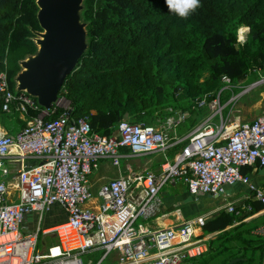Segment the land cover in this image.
Segmentation results:
<instances>
[{"label":"built area","instance_id":"2783aa9c","mask_svg":"<svg viewBox=\"0 0 264 264\" xmlns=\"http://www.w3.org/2000/svg\"><path fill=\"white\" fill-rule=\"evenodd\" d=\"M227 88L217 93V101ZM0 97L2 111L16 112L25 122L13 135L0 131V264H84L81 256L92 251L102 252L95 264L113 253V264H181L201 243L194 221L154 231L138 223L146 219L158 194L176 182L190 196L223 200L231 198L227 187L244 188V196L221 208L230 214L250 212L245 204L250 197L264 205V187L242 173L244 168L264 167V110L252 122L220 124L215 130L201 126L180 138L169 135L174 127L170 118L164 129L124 120L113 135L101 136L92 133L86 119L75 120L68 113L49 122L43 111L31 117L30 112L39 109L36 101L12 91L5 71H0ZM206 103L200 101L198 108ZM221 115L220 109L215 116ZM184 142L181 153L157 173L129 172L92 192L89 177L101 161L119 167L121 160L164 155ZM11 164L19 167L7 179ZM54 205L63 209L66 220L44 228V216ZM31 214L36 227L24 234L21 228ZM49 235L55 238L50 245L44 242ZM252 235L262 242L264 264V224Z\"/></svg>","mask_w":264,"mask_h":264},{"label":"trees","instance_id":"16d2710c","mask_svg":"<svg viewBox=\"0 0 264 264\" xmlns=\"http://www.w3.org/2000/svg\"><path fill=\"white\" fill-rule=\"evenodd\" d=\"M199 2L195 12L180 19L165 0H84L80 18L87 49L59 91L68 106L54 105L44 121L68 113L75 120L86 119L92 133L111 136L119 122L128 119L151 127L162 123L164 129L172 117L170 109L188 116L169 135L188 134L200 115L198 103L213 101L222 79L236 83L264 69V0ZM37 12L35 0H0V71L6 72L12 91L19 62L37 50ZM239 28H248L242 44L236 42ZM41 112L36 109L30 116ZM0 125L8 133L25 126L18 113L2 111L1 97ZM184 145L171 148L168 159L174 160ZM251 170L244 168L242 173ZM245 204L250 212L221 210L207 222L206 235L218 234L209 238L205 252L182 263L260 264L262 242L252 231L264 224V212L251 217L264 205L251 197ZM45 239L55 243L51 235Z\"/></svg>","mask_w":264,"mask_h":264},{"label":"water","instance_id":"95a60500","mask_svg":"<svg viewBox=\"0 0 264 264\" xmlns=\"http://www.w3.org/2000/svg\"><path fill=\"white\" fill-rule=\"evenodd\" d=\"M83 1L35 0L41 29L33 32L39 36L33 38L37 50L19 62L14 89L34 99L43 112L57 105L65 79L87 49L85 24L80 18Z\"/></svg>","mask_w":264,"mask_h":264},{"label":"rangeland","instance_id":"374dc122","mask_svg":"<svg viewBox=\"0 0 264 264\" xmlns=\"http://www.w3.org/2000/svg\"><path fill=\"white\" fill-rule=\"evenodd\" d=\"M239 29L237 30L236 42L238 44H242L246 40L248 28L245 29L244 32L241 34L242 39L240 37ZM38 38L39 36L35 35V39H38ZM253 83H257V84L255 86H251ZM226 86L230 88H227L228 89L227 91L222 92V94L220 95L219 101H217L216 100L217 93ZM213 95H214V101H216V104L214 103V101H211L209 103H206V105L203 108H199L200 115L196 118V124L193 129L199 128L201 126L203 127L212 126L213 130H215V128L218 127L220 124L230 125L233 123L239 124V123H245V122L246 123L252 122L259 115V114L257 115L256 113H260V112L262 113V111L264 110V69H257L252 74H250L249 76L245 77L244 79L236 83H230L226 81L225 79H222L219 85V88L215 91V93H213ZM59 98L60 100L57 103V106L67 107L68 106L67 101L62 97H59ZM231 98L233 99L231 100ZM220 109L222 110V115L215 116V114L219 112ZM168 111L172 112L171 113L172 117H170V120H171L170 122L171 124L173 122L174 126L178 123H181L188 116L187 112L182 113L180 112V110L170 111L169 109ZM127 121H129V119ZM160 125H162V123H159V124L156 123L152 127H155L157 129H162L160 128L161 127ZM173 128L174 127H172V129ZM17 132H18L17 129H13L9 133L15 134ZM136 159L142 161L141 165H146L145 168L147 169H144L146 173H157L161 165L165 162L163 157L159 154L136 157ZM123 162L124 160L120 161V166L123 165ZM117 171H118L117 167H113L109 163H106L97 170V173L96 175H94V177L96 176L95 179H98L100 177H104L105 179H108V178L111 179L116 176ZM261 173L264 175V169L261 170ZM91 178H92L91 179L92 185L94 184L97 186L98 183H95V181H93V176ZM261 181L264 182V179H262ZM100 182H103V181H100ZM166 188H168V186L165 187L160 192L159 196L161 195L163 191L166 190ZM228 188L230 187H227L226 190H230ZM174 189L179 194H184L185 196L188 195L186 187L182 186V184L177 185ZM193 197L195 198V196H190V195L186 197L187 199L186 201L191 202L189 207H187L189 208V210L190 209L192 210V207L194 210V204H193L194 201L192 200ZM196 200L197 202H195V206L199 207L200 209L201 208L205 209V207L209 206V204H212L213 208H218L220 206L222 207L227 202H234L232 199L229 200L228 198L227 200H223L222 197H220L217 200H209L208 202L209 204L207 202L204 203V201L202 202V197H198V199ZM221 210L222 209L220 208L219 210L216 211L215 214H219ZM56 216L57 214L55 213L54 209L51 207L44 216L45 221H44L43 227L45 228V227L50 226L51 223L49 222V220H53ZM199 219L203 221V224L205 223L204 224L205 226L207 219L204 218V216H201V217L196 218L195 220H189V221H194V228L195 230H197V233H198L197 239L199 237L200 238L206 237V239L204 241L201 240V243L199 245L194 246L190 249L191 257L198 255V253L205 252L206 250L204 248H200V246L202 244H206V249H207V241L210 238L208 236L213 235V234L206 235L207 232L203 230L204 226L198 224L197 222ZM140 220H138V223H141ZM45 241L46 243H48V245L52 244V242H47L46 239ZM205 241L206 243H204ZM197 249H200V251H196L195 254L194 253L192 254V252H194V250H197ZM101 255H102L101 251H97V252L93 251L91 253L84 254V256H81V259L84 264H88V262H92L93 264H95L100 259ZM116 260H117V256L112 254V256H110L103 264H110ZM181 264H184V263H181Z\"/></svg>","mask_w":264,"mask_h":264},{"label":"crops","instance_id":"0c3cea01","mask_svg":"<svg viewBox=\"0 0 264 264\" xmlns=\"http://www.w3.org/2000/svg\"><path fill=\"white\" fill-rule=\"evenodd\" d=\"M62 108H66V107H62ZM260 113H256V114L258 115ZM0 131L8 133L4 129V127H2L1 125H0ZM8 134H11V133H8ZM11 135H13V134H11ZM159 155H161L165 161H169V162L173 161V160L170 161L171 159H168L169 157L166 156L167 153L164 155L163 154H159ZM141 162H142L141 160H138L136 158L124 160L123 165L119 166L120 168L117 167L118 171H117L116 176L114 178H117L121 175H126L129 172L144 171V169H147V168H145L146 165H141ZM106 163H109L111 165V163L109 161H106V160L101 161L99 163L98 167L96 168V170H94L93 173L91 174V176L89 177V184L91 186V190L93 193H96L99 186H101L102 184H104L105 182H107L111 179H114V178L105 179L104 177H100L98 179H95L96 176L94 177V175H96L97 170ZM27 165H31V162H28ZM18 167H19L18 164H11L9 166L11 174H10V177H8L7 179H11V177L15 175V172L18 169ZM263 169H264V167L263 168H257L255 170H251L248 173V174H250L252 183L258 187H264V182L261 181L262 179H264V175L261 173V170H263ZM92 176H93V181H95V183H98L97 186L94 184L92 185V183H91V179H92L91 177ZM100 181H103V182H100ZM179 184H182V183L176 182L175 184L168 186V188H166V190L163 191L160 196H159V194H160L159 193L158 196L152 201L150 209L147 212L146 219L140 220L141 223H139V224H143L146 228L154 231L157 229L168 228L170 226H180L189 220H195L196 218L201 217V216H204V218L207 219V221H206V223H207V222L211 221L217 215V214H215L217 210H219L220 208H223L224 205L222 207L220 206L218 208H213L212 204L208 203L209 200H217L215 197L199 195V196H196L195 198L194 197L192 198V200L194 201V203H193L194 204V210H193V207H192V210L191 209L189 210V208H187V207H189L191 202L186 201L187 200L186 197H188L189 194L185 196L184 194L177 193L174 189ZM182 186H184V185L182 184ZM228 189H230V190H226L227 195H229L231 197L230 199H232L233 201H236V199H239L246 194V192H245L246 190L244 188H240L239 186H233V187H230ZM198 197H202V202L203 201H204V203L207 202L209 204V206H206L205 209L204 208L200 209L199 207H196L195 202H197L196 199H198ZM52 208L54 209L57 216L53 220H49L51 225L46 227V228H52V227L56 226L57 224H60L66 220V214L60 206L54 205V206H52ZM263 212H264V210L261 211L260 213L256 214V215L252 216L251 218H255L257 216H260ZM248 220H249V218L246 219L245 221H248ZM44 221H45V219H44ZM35 227H36V217L34 214H31V215L27 216L26 223L24 224V226H22L21 229H22V232L24 234H27L28 232L33 231L35 229ZM228 228H230V227H227V229ZM194 232H195V235L197 236L198 235L197 230H195ZM212 234L213 235H209L208 237L212 238L213 236L218 234V232H215ZM205 239H206V237L205 238L199 237L197 240L204 241ZM44 242H46L45 238H44ZM204 243H206V241ZM200 248H204L206 250V244H202L200 246ZM196 251H200V249H197L192 253L195 254ZM198 254H200V253H198ZM113 255H116V254L113 253ZM114 262H112L110 264H113Z\"/></svg>","mask_w":264,"mask_h":264},{"label":"clouds","instance_id":"9594fccd","mask_svg":"<svg viewBox=\"0 0 264 264\" xmlns=\"http://www.w3.org/2000/svg\"><path fill=\"white\" fill-rule=\"evenodd\" d=\"M165 3L169 11L175 13L180 19H187L200 7L199 0H165Z\"/></svg>","mask_w":264,"mask_h":264},{"label":"bare ground","instance_id":"6f19581e","mask_svg":"<svg viewBox=\"0 0 264 264\" xmlns=\"http://www.w3.org/2000/svg\"><path fill=\"white\" fill-rule=\"evenodd\" d=\"M244 30H245L244 28H240V29H239L241 39H242V35H241V34L244 32ZM194 251H195V250H194ZM192 254H193V253H192Z\"/></svg>","mask_w":264,"mask_h":264}]
</instances>
